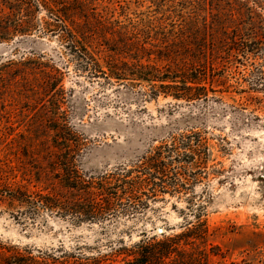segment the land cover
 <instances>
[{"label": "rangeland", "instance_id": "rangeland-1", "mask_svg": "<svg viewBox=\"0 0 264 264\" xmlns=\"http://www.w3.org/2000/svg\"><path fill=\"white\" fill-rule=\"evenodd\" d=\"M70 9L66 25L74 36L57 29L61 22L43 8L33 10L32 28H17L15 20L25 18L10 19L0 1V244L80 249L92 257L139 242L143 233L178 234L204 212L209 248H218L213 264H264V45L235 50V42L253 43L247 29L251 16L264 17V0H82ZM205 40L219 57L207 84L215 92L206 100L154 97L149 83L94 75L86 60L90 55L106 73L112 49L129 62L147 63L152 52L161 68L171 61L156 60L160 53L205 64ZM67 129L79 144L62 145L58 136ZM190 131L209 140L206 175L136 217L78 224L44 211L19 220V209L2 195L7 187L42 192L57 183L60 149L78 147L80 176L97 180Z\"/></svg>", "mask_w": 264, "mask_h": 264}, {"label": "trees", "instance_id": "trees-1", "mask_svg": "<svg viewBox=\"0 0 264 264\" xmlns=\"http://www.w3.org/2000/svg\"><path fill=\"white\" fill-rule=\"evenodd\" d=\"M8 7L10 19L23 16L25 19L17 21V28L30 29L34 25L33 10L43 8L52 19L61 22L57 29L68 28L66 22L71 20L70 5L81 3L82 0H0ZM259 5V4H258ZM253 13V12H252ZM255 15V14H253ZM74 17V16H73ZM249 32L254 37L253 43L235 42L239 48L235 50L249 52L251 45L262 49L264 43V17L251 16ZM49 29V27H47ZM74 36V35H73ZM242 40V38H240ZM213 42L204 41L199 46L200 53L205 57L202 62L188 63L187 58L178 63L171 55L162 53L156 55V60L171 61L161 68L153 65L152 52L147 63L143 58L132 57V62L122 60L119 49L111 50L115 55L110 56L109 73L103 71L98 62L86 55V60L92 73H99L106 78L116 79L119 83L132 76L147 82L152 87V95L158 97H173L175 100L194 102L208 99L213 88H208L210 77H214V62L219 57ZM212 57L208 58L207 54ZM180 57V56H178ZM193 58L196 56H192ZM154 59V58H153ZM207 62L209 67H207ZM20 66L21 63H12ZM211 72V74H209ZM63 146L79 144L81 139L71 129L58 136ZM80 149H60L54 161V167L61 169L60 176H56L57 183L42 192H31L27 186L11 187L2 192L6 195L12 207L19 209L18 217L28 220L35 218L42 212L56 213L63 218H70L74 223L103 224L119 216L136 217L137 214L150 208L151 202L165 200L164 196H175L196 184L206 175L210 161L209 140L203 132L190 131L180 136H173L154 149L150 155L142 158L139 164L121 167L97 180L80 176L77 157ZM57 170V169H56ZM40 183V180H38ZM203 213L197 214L195 221H187L178 234L162 233L148 235L132 245L119 242L110 252H98L97 255L87 256L79 249L78 252L63 250H37L30 247L0 244V264H213V256H217L218 248H209L210 228Z\"/></svg>", "mask_w": 264, "mask_h": 264}, {"label": "water", "instance_id": "water-1", "mask_svg": "<svg viewBox=\"0 0 264 264\" xmlns=\"http://www.w3.org/2000/svg\"><path fill=\"white\" fill-rule=\"evenodd\" d=\"M160 233H161V234H162V233H165V231L161 229V230H160Z\"/></svg>", "mask_w": 264, "mask_h": 264}]
</instances>
